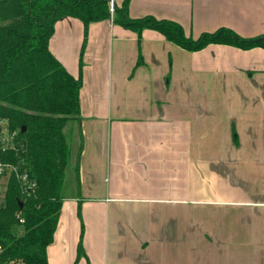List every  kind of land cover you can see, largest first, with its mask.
Segmentation results:
<instances>
[{
  "label": "crops",
  "instance_id": "0c3cea01",
  "mask_svg": "<svg viewBox=\"0 0 264 264\" xmlns=\"http://www.w3.org/2000/svg\"><path fill=\"white\" fill-rule=\"evenodd\" d=\"M128 14L193 38L264 34V0H130ZM83 35L66 16L48 42L73 76ZM81 76V218L66 194L47 264L74 263L81 223L76 264H264V48L189 51L150 28L138 45L110 17L89 24Z\"/></svg>",
  "mask_w": 264,
  "mask_h": 264
},
{
  "label": "trees",
  "instance_id": "16d2710c",
  "mask_svg": "<svg viewBox=\"0 0 264 264\" xmlns=\"http://www.w3.org/2000/svg\"><path fill=\"white\" fill-rule=\"evenodd\" d=\"M0 0V120L11 136L0 141V162L10 163L35 181L23 192L15 171L5 177L0 198V264H47L46 248L52 242L65 193L66 167L70 161L64 127L77 123L79 143L74 158V194L80 213L79 160L83 148L79 90L89 24L111 17L113 23L136 32L138 43L145 28L195 51L209 43L242 49L264 48V34L244 37L228 27L186 36L182 26L152 15L133 18L130 0ZM76 17L83 23L79 73L73 76L48 47L57 20ZM141 63L138 55L137 64ZM24 127V128H22ZM19 202L22 205H19ZM22 219V221H20ZM83 224L73 264L84 255Z\"/></svg>",
  "mask_w": 264,
  "mask_h": 264
},
{
  "label": "rangeland",
  "instance_id": "374dc122",
  "mask_svg": "<svg viewBox=\"0 0 264 264\" xmlns=\"http://www.w3.org/2000/svg\"><path fill=\"white\" fill-rule=\"evenodd\" d=\"M138 45H139V43H138ZM168 64L171 65V59L169 60ZM169 69H171V66H169ZM168 79H170L169 73L166 74V80H168ZM63 130H64V134L66 136V139H67L68 144H69V149H70V161L66 167V179H65V193L69 194V193H72L75 191L74 190L75 186H74V182H73L74 181V158H75V154H76V151L78 148V143H79V135H78V129H77L76 121L74 119L69 120ZM10 139H11V136L9 135L7 130L0 126V141L3 143H8L10 141ZM4 180H5V178H3V177L0 178V191H1V187L3 186ZM0 198H1V192H0ZM82 237H83V235H82Z\"/></svg>",
  "mask_w": 264,
  "mask_h": 264
},
{
  "label": "built area",
  "instance_id": "2783aa9c",
  "mask_svg": "<svg viewBox=\"0 0 264 264\" xmlns=\"http://www.w3.org/2000/svg\"><path fill=\"white\" fill-rule=\"evenodd\" d=\"M108 2L110 11L112 12L114 0H109ZM0 126L6 129L5 122L3 120H0ZM12 171H15L17 177L19 178L23 192L29 193L34 189L35 181L29 178L25 172H17L16 168L10 163L0 162V178H5ZM20 221H22V219H20Z\"/></svg>",
  "mask_w": 264,
  "mask_h": 264
},
{
  "label": "water",
  "instance_id": "95a60500",
  "mask_svg": "<svg viewBox=\"0 0 264 264\" xmlns=\"http://www.w3.org/2000/svg\"><path fill=\"white\" fill-rule=\"evenodd\" d=\"M22 128H24V127H22ZM19 205L21 206V205H22V203H21V202H19Z\"/></svg>",
  "mask_w": 264,
  "mask_h": 264
}]
</instances>
